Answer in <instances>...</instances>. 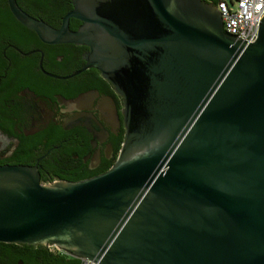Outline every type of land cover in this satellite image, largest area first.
I'll return each instance as SVG.
<instances>
[{
  "label": "water",
  "instance_id": "1",
  "mask_svg": "<svg viewBox=\"0 0 264 264\" xmlns=\"http://www.w3.org/2000/svg\"><path fill=\"white\" fill-rule=\"evenodd\" d=\"M73 4L58 30L12 12L45 42L89 47L125 138L85 180L0 165V242L94 264H264V15L247 43L205 0Z\"/></svg>",
  "mask_w": 264,
  "mask_h": 264
},
{
  "label": "flooded vegetation",
  "instance_id": "2",
  "mask_svg": "<svg viewBox=\"0 0 264 264\" xmlns=\"http://www.w3.org/2000/svg\"><path fill=\"white\" fill-rule=\"evenodd\" d=\"M13 4L54 30L74 8L73 0H0V165L34 167L42 183L102 174L125 138L122 97L86 67L88 46L43 41ZM81 25L68 19L71 31Z\"/></svg>",
  "mask_w": 264,
  "mask_h": 264
},
{
  "label": "built area",
  "instance_id": "3",
  "mask_svg": "<svg viewBox=\"0 0 264 264\" xmlns=\"http://www.w3.org/2000/svg\"><path fill=\"white\" fill-rule=\"evenodd\" d=\"M221 14L223 29L226 33L236 36L247 43L256 40L258 25L264 15V0H230V5L225 0L216 4ZM52 253L65 254L55 246L47 247ZM79 264H94L88 258H77Z\"/></svg>",
  "mask_w": 264,
  "mask_h": 264
},
{
  "label": "trees",
  "instance_id": "4",
  "mask_svg": "<svg viewBox=\"0 0 264 264\" xmlns=\"http://www.w3.org/2000/svg\"><path fill=\"white\" fill-rule=\"evenodd\" d=\"M216 6L219 0H205ZM54 176H57L54 174ZM79 264L77 258L55 254L42 245H26L0 242V264Z\"/></svg>",
  "mask_w": 264,
  "mask_h": 264
},
{
  "label": "rangeland",
  "instance_id": "5",
  "mask_svg": "<svg viewBox=\"0 0 264 264\" xmlns=\"http://www.w3.org/2000/svg\"><path fill=\"white\" fill-rule=\"evenodd\" d=\"M229 5H230V0H225ZM232 1H234V0H232Z\"/></svg>",
  "mask_w": 264,
  "mask_h": 264
}]
</instances>
